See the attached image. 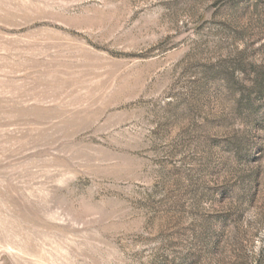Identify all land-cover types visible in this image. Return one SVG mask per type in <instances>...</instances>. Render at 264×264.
I'll list each match as a JSON object with an SVG mask.
<instances>
[{
    "label": "rangeland",
    "instance_id": "obj_1",
    "mask_svg": "<svg viewBox=\"0 0 264 264\" xmlns=\"http://www.w3.org/2000/svg\"><path fill=\"white\" fill-rule=\"evenodd\" d=\"M0 264H264V0H0Z\"/></svg>",
    "mask_w": 264,
    "mask_h": 264
}]
</instances>
